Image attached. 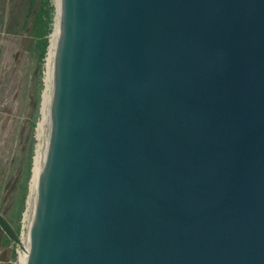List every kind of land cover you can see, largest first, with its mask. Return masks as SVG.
<instances>
[{
    "label": "water",
    "instance_id": "obj_1",
    "mask_svg": "<svg viewBox=\"0 0 264 264\" xmlns=\"http://www.w3.org/2000/svg\"><path fill=\"white\" fill-rule=\"evenodd\" d=\"M57 2L22 264H264V0Z\"/></svg>",
    "mask_w": 264,
    "mask_h": 264
},
{
    "label": "rangeland",
    "instance_id": "obj_2",
    "mask_svg": "<svg viewBox=\"0 0 264 264\" xmlns=\"http://www.w3.org/2000/svg\"><path fill=\"white\" fill-rule=\"evenodd\" d=\"M49 2L53 18L42 55L46 28L40 13L48 3L0 0V213L19 236L37 148L35 129L42 120L46 56L56 20V2ZM21 250L0 229V264L17 262Z\"/></svg>",
    "mask_w": 264,
    "mask_h": 264
},
{
    "label": "bare ground",
    "instance_id": "obj_3",
    "mask_svg": "<svg viewBox=\"0 0 264 264\" xmlns=\"http://www.w3.org/2000/svg\"><path fill=\"white\" fill-rule=\"evenodd\" d=\"M56 2V8L58 9V2L57 0H55ZM53 33L52 35L50 36V40H49V47H48V52H47V56H46V78H45V91L42 95V97H46L47 95V88H46V84H47V79H48V70H49V65H50V58L53 56V53H54V50H55V47H56V41H57V30H56V20H55V24H54V28H53ZM45 60V59H44ZM42 104V103H41ZM41 116L42 117V105H41ZM43 126V117H42V120L38 123V126L37 128L35 129L36 132H37V139L39 137V134H40V128ZM34 157H33V166H32V169H31V180H30V184H29V190H30V194H28L29 196L27 201H26V205H27V209H28V206H29V200H30V197H31V194L33 192V188H34V185H35V182H36V179L39 177L38 175V161H37V148H36V152L34 153ZM27 209H26V212H27ZM26 212L24 214V217L23 220L24 221V229H23V237H22V241H21V248H22V245H23V241H24V231H25V227H26ZM22 254H23V248H22V251L20 253V256H19V262L22 264L21 260H22Z\"/></svg>",
    "mask_w": 264,
    "mask_h": 264
},
{
    "label": "trees",
    "instance_id": "obj_4",
    "mask_svg": "<svg viewBox=\"0 0 264 264\" xmlns=\"http://www.w3.org/2000/svg\"><path fill=\"white\" fill-rule=\"evenodd\" d=\"M43 2L48 3V7L44 10L41 9V17H42V21L44 24L45 29V35L41 38L42 39V55L45 53L46 51V47H47V35L50 33V23L52 22V18H53V7L51 6V2H49V0H43ZM38 21L40 22V18H38ZM33 166V165H32ZM15 234H17V232L15 231ZM19 234H17L18 236Z\"/></svg>",
    "mask_w": 264,
    "mask_h": 264
},
{
    "label": "built area",
    "instance_id": "obj_5",
    "mask_svg": "<svg viewBox=\"0 0 264 264\" xmlns=\"http://www.w3.org/2000/svg\"><path fill=\"white\" fill-rule=\"evenodd\" d=\"M23 220H25V219H23ZM23 229H24V221L22 222V228H21V232H20V236L18 235V238H19V242H20V244H18L20 247H21V241H22V237H23ZM17 245V246H18ZM22 251V250H21ZM18 256H20V255H18ZM14 264H21L20 262H19V257H18V259H17V262H15Z\"/></svg>",
    "mask_w": 264,
    "mask_h": 264
}]
</instances>
